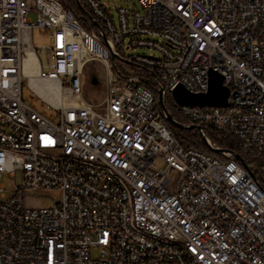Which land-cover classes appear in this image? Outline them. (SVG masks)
Returning <instances> with one entry per match:
<instances>
[{"label": "built area", "instance_id": "obj_1", "mask_svg": "<svg viewBox=\"0 0 264 264\" xmlns=\"http://www.w3.org/2000/svg\"><path fill=\"white\" fill-rule=\"evenodd\" d=\"M79 1L93 31L77 0H0V180L13 178L0 188V264H264L257 166L183 147L165 104L264 160V0H138L117 16ZM35 28L49 45L34 47ZM94 62L106 71L97 103L81 86ZM211 71L228 107L179 106L173 91L208 92ZM25 83L56 120L25 102ZM53 189L52 206L26 205Z\"/></svg>", "mask_w": 264, "mask_h": 264}, {"label": "rangeland", "instance_id": "obj_2", "mask_svg": "<svg viewBox=\"0 0 264 264\" xmlns=\"http://www.w3.org/2000/svg\"><path fill=\"white\" fill-rule=\"evenodd\" d=\"M102 3L111 10V14L113 16H117V9L120 7H127L131 8L132 10L140 9V4L138 0H101ZM28 19L32 22L37 20V16L35 13H29ZM50 44V39L46 35V31L35 28L33 30V45L35 48L45 47ZM138 53L144 55H157L155 51H150L149 49H139ZM97 77L99 80V84L93 83V78ZM106 76V71L104 67L99 63H90L85 69L81 76V86L82 92L86 100L91 101L93 103H97L104 98V79ZM23 97L25 102L30 105L36 107L39 111L47 113V115L56 120V113L53 112L50 108L46 106H41L42 102L40 100H34V94L29 90L27 84L25 83ZM165 104L167 108L176 115V107L172 98H165ZM246 158L250 162H254L257 166V169L260 173L259 179L264 185V160L260 157L255 155L247 154ZM158 167H165L164 163L161 161L157 162ZM13 185V178L9 177L8 175H4L3 178L0 180V188L3 187L7 191L12 189ZM6 197L3 198L2 194L0 193V201L6 200L10 197V193L5 194ZM62 193L58 189L47 190L39 193L36 197L27 198L26 205L31 208H46L52 206L55 202L61 200ZM97 252H94V257H97Z\"/></svg>", "mask_w": 264, "mask_h": 264}, {"label": "water", "instance_id": "obj_3", "mask_svg": "<svg viewBox=\"0 0 264 264\" xmlns=\"http://www.w3.org/2000/svg\"><path fill=\"white\" fill-rule=\"evenodd\" d=\"M77 4L79 5L82 12L87 16H91L84 9L81 2L77 0ZM94 24L97 28H100V24L94 21ZM94 84H99L98 78L95 76L93 78ZM230 96V90L224 86V78L221 74L211 71L209 74V90L206 93L194 94L188 91L184 86L180 85L173 91V98L179 106H199V107H219L224 108L228 107V99ZM159 102L163 109H165L163 103V95L159 93ZM168 122L177 127V128H187L192 130H197L201 135L202 139L208 144L206 136L203 134L204 129L202 127L196 126H185L183 123L179 122L171 113L167 112ZM211 148V146L208 144ZM217 153H224L227 150L223 149H214ZM235 159H237L245 169L249 170L248 162L240 155L233 153Z\"/></svg>", "mask_w": 264, "mask_h": 264}, {"label": "trees", "instance_id": "obj_4", "mask_svg": "<svg viewBox=\"0 0 264 264\" xmlns=\"http://www.w3.org/2000/svg\"><path fill=\"white\" fill-rule=\"evenodd\" d=\"M69 5L73 8L76 15L83 20L82 21L83 26L88 31H93V28L86 21H84V14L81 11V9L74 3H69ZM174 116L179 122L186 124L185 121L182 120L179 116L177 115ZM169 126L171 128L173 135L183 147L185 148L195 147L199 151H203L210 155L224 159L222 155L212 150L206 144V142L202 139L201 135L196 130L187 129V128H177L171 124H169ZM205 134L214 144H216L218 147H220L223 150L236 153L243 157H246V155L248 154L247 150L244 149L242 143L232 136H227L220 132L214 131L210 128L205 129Z\"/></svg>", "mask_w": 264, "mask_h": 264}, {"label": "bare ground", "instance_id": "obj_5", "mask_svg": "<svg viewBox=\"0 0 264 264\" xmlns=\"http://www.w3.org/2000/svg\"><path fill=\"white\" fill-rule=\"evenodd\" d=\"M27 65H28L29 69H31V71H36V63H35V59L33 57H31L28 60ZM32 83H35L34 78H32Z\"/></svg>", "mask_w": 264, "mask_h": 264}]
</instances>
